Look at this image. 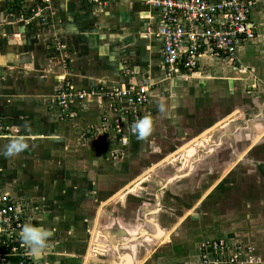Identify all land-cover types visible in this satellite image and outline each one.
Listing matches in <instances>:
<instances>
[{"label":"crops","instance_id":"obj_1","mask_svg":"<svg viewBox=\"0 0 264 264\" xmlns=\"http://www.w3.org/2000/svg\"><path fill=\"white\" fill-rule=\"evenodd\" d=\"M38 1L0 0V124L8 128V137L0 139V190L25 207L27 223L54 232L53 247L40 257L29 252V260L200 264L203 242L230 239L250 249L252 262L245 264H264V0H254L252 10L257 36L234 63L206 58L203 72L170 78L160 68L159 42L147 36L154 19L142 0H100L101 6L49 0L46 23L29 15ZM123 68L131 69L132 82L159 80L149 96L148 137L132 136L122 147L109 132L100 134L99 98L84 101L76 122L59 118L53 100L60 80L111 89L123 83ZM17 135L28 147L5 157L4 146ZM204 146L213 158L207 173L219 162L229 166L208 177L209 189L193 193L190 208L171 213L177 195L201 183L181 180L195 159L205 158L197 151ZM115 151L124 157L113 165ZM185 154L187 175L182 166L175 174H150L160 162L173 164ZM136 157L146 158L144 168L136 167L142 164ZM145 196L155 197L156 205L145 203ZM190 211L197 219L192 228L184 218Z\"/></svg>","mask_w":264,"mask_h":264},{"label":"built area","instance_id":"obj_2","mask_svg":"<svg viewBox=\"0 0 264 264\" xmlns=\"http://www.w3.org/2000/svg\"><path fill=\"white\" fill-rule=\"evenodd\" d=\"M101 6L100 0H83ZM153 14L154 23L147 28V36L159 42L160 68L166 78L173 74L193 75L205 70L206 58L229 63L236 61L239 50L257 36V26L252 18L254 0H142ZM52 10L49 0L35 2L29 12L31 18L47 21ZM130 68H123V77L129 76ZM69 83V82H68ZM67 85L57 90L55 103L60 108V117L76 120L85 98L99 96V92H73ZM122 89L101 94L108 99L101 114L102 135L112 134L117 143L124 147L135 133L132 125L148 116L149 96L154 86L142 77L136 83L123 84ZM0 124V139L8 137V128ZM93 131V132H92ZM109 132V133H108ZM95 133V130H91ZM101 134V132H100ZM29 215L23 205L6 192L0 190V245L8 249L11 256L28 258L19 232L28 222ZM248 251V250H247ZM246 251V252H247ZM1 256V255H0ZM200 264H245L237 254H229L226 242L208 241L200 245ZM0 262L2 259L0 258ZM22 264V263H19Z\"/></svg>","mask_w":264,"mask_h":264},{"label":"rangeland","instance_id":"obj_3","mask_svg":"<svg viewBox=\"0 0 264 264\" xmlns=\"http://www.w3.org/2000/svg\"><path fill=\"white\" fill-rule=\"evenodd\" d=\"M29 12V11H28ZM28 15V14H27ZM29 15H30V12H29ZM24 16V15H23ZM19 18H17V20H18ZM44 23H46V22H44ZM129 76L128 77H125V79H124V81H123V83L122 84H120L118 87H112L111 89H106V87H103L102 85H99V86H97V87H93V88H90V89H82L83 87H79V85L78 84H74V81L73 80H71L70 78H68V77H66V78H63L62 80H60V82H59V84H58V88H57V90L58 89H61L63 86H65V85H67V83L70 85V86H72L73 87V92H77V91H84L85 93H91L93 90H94V92H99L100 93V95L99 96H91V97H87V98H85L84 99V101L85 100H89V99H95L96 101H97V98H99L100 100H102V101H100V103H98V104H102L103 105V108L105 109L106 107H108L107 106V103L109 102L108 101V99L107 98H103L102 96H101V94H106V93H112V92H114L115 90H117V89H122V86H124L123 84H128V83H131L132 82V80H131V69H129ZM145 78H146V80H147V77L145 76ZM141 79V78H140ZM139 81V80H138ZM138 81H136V82H138ZM156 81H159V80H155V79H151L150 80V82H153L154 83V86L152 87V88H154L155 86H156ZM136 82H133V83H136ZM159 86V85H158ZM57 96V94L54 96V100H53V103L54 104H56L55 103V97ZM104 100V101H103ZM84 101L82 102V104L84 103ZM57 105V104H56ZM58 106V105H57ZM59 107V106H58ZM149 112H150V118L152 119V117H153V112L149 109ZM60 113H61V111H60ZM79 117H80V113H79ZM79 117H78V119H79ZM59 118L60 119H67V117H60L59 116ZM69 121H74V120H69ZM77 121V119L75 120V122ZM100 122H101V117H100ZM3 126V125H2ZM4 128V127H3ZM98 128H100V127H98ZM101 134H102V132H101ZM211 136H212V134H210ZM209 135V136H210ZM133 136H136V134H134ZM132 136H130V138H131ZM129 138V140H131ZM134 137H132V139H133ZM202 140V139H201ZM185 141H187V140H185ZM202 142V141H201ZM181 144H184V142L183 143H181ZM150 148H154L153 147V145L152 146H149V149ZM209 147H207V146H204L203 148H197V151L198 150H200L199 152H198V154H200V155H202V156H204L205 155V158L204 159H202L200 162H197V159H195V162H193V164H192V166L191 167H193V169H191V171H190V176H187V178H185V179H183V180H181V182H183V183H186L187 181H189V182H191L192 180H193V178L194 179H196V180H198V178H200V180H201V183L198 185V186H196V187H193L192 189L190 188L189 190L188 189H183V191H181V193H180V195L178 196L176 193V195H177V197H176V199H177V204H178V206L175 208V210H173L171 213H175L176 212V214L177 215H179L180 213H181V206L183 207V210L185 209L186 210V208L188 209V207L190 208L192 205H193V201H194V198L192 199V196H195L193 193L195 192H199V191H206V189L211 185V182H210V184H208L209 183V180H208V177L209 176H211L212 175V178H214L215 176H218L219 174H223L224 173V171L227 169V167L229 166V162L228 161H225V162H219V163H216V165H215V172L214 173H212V172H210V171H208V173H207V164H209V163H211V162H213V158H211L209 155H207L206 153L209 151ZM145 150V149H144ZM146 152H147V150H146ZM191 152V151H190ZM187 154H189V153H187ZM113 156H111L112 157V162L114 163L113 165H115L118 161H120V163L123 161L122 160V158L124 157V154H123V152H121V153H118L117 154V152L115 151V153H113L112 154ZM149 156H151L149 153H147L146 154V158L147 159H150L149 158ZM159 157H162L163 155L161 154V155H158ZM180 157V156H179ZM178 157V159H180ZM200 157V156H199ZM146 158H142V159H140V157L138 158V157H136V162L135 163H142V164H139L138 166L136 165V167H138V168H144L143 167V165L146 163L144 160H146ZM177 159V160H178ZM152 160V159H151ZM174 160V158L170 161L171 163H173V164H170L169 162H167V161H163V162H160V164H158L157 165V168L155 169V170H153L150 174H162V173H160V172H163V173H165V174H175L176 173V171L175 170H177V168L179 167V164H180V162H175V161H173ZM175 162V163H174ZM119 163V162H118ZM155 163H156V160H155ZM244 164H247L246 163V161H244L243 163H241V164H238L237 166H235L234 167V169L231 171V174L234 176L235 174L234 173H236V172H239V170H241L243 167H244ZM190 165H191V161H190ZM156 167V166H155ZM106 169V168H105ZM188 171V168H185V170H184V172H185V174L184 175H187V172ZM104 172H106V170L104 171ZM113 174H116V173H113ZM208 174H210V175H208ZM214 174H216V175H214ZM228 174H230V173H228ZM236 176V175H235ZM211 181H212V179H210ZM177 183V184H182V183ZM142 182H141V180L139 181V182H136L134 185L136 186L137 184H138V187L140 186V184H141ZM209 189V188H208ZM129 190V189H128ZM158 192V191H157ZM139 193H141V192H139ZM160 195L162 194V193H159ZM213 194H216V192H214ZM165 194H162V196H164ZM197 196V195H196ZM163 200H164V197H163ZM143 201L145 202V203H148L149 201H151V207H154L155 205H156V198L155 197H150V196H145V198L143 199ZM164 204H166V202L164 201L163 202V205ZM181 204V205H180ZM179 205H180V207H179ZM150 207V208H151ZM179 209V210H178ZM178 210V211H177ZM170 212H169V214H171ZM195 211H190L189 212V214H186L185 215V217L184 218H189V224H186V222H185V225L186 226H190L191 224L194 226V224H196L197 223V219H194V221L192 220L193 218H194V216H195ZM163 215H166V213L165 212H163V214L161 215V216H163ZM153 216L155 217L156 216V214H153ZM191 222H193V223H191ZM192 225L190 226L191 228H192ZM221 241H223V242H226L227 243V246L229 247V250H233L234 251V253H236V252H238L239 250H241V251H243V256L240 258V260H243V259H246V258H249V259H251V261H252V255H251V253H250V249L249 248H247V247H240V246H236V243H234V241L232 242L230 239L229 240H226V239H220ZM207 242V241H206ZM206 242H203L202 244H204V243H206ZM24 247V252L26 251L28 254H29V251H27L28 249L25 247V246H23ZM243 248V249H242ZM248 250V251H247ZM247 251V252H246ZM0 264H3L2 262H0Z\"/></svg>","mask_w":264,"mask_h":264},{"label":"clouds","instance_id":"obj_4","mask_svg":"<svg viewBox=\"0 0 264 264\" xmlns=\"http://www.w3.org/2000/svg\"><path fill=\"white\" fill-rule=\"evenodd\" d=\"M132 130L138 140H143L151 134L153 121L150 117L145 116L132 125ZM27 147L26 138L23 135H17L12 137L8 144L4 146L2 154L5 157H13L24 151ZM53 235V230L43 225H33L31 223L23 225L19 232L20 240L30 254L35 257H40L53 247L51 239Z\"/></svg>","mask_w":264,"mask_h":264},{"label":"trees","instance_id":"obj_5","mask_svg":"<svg viewBox=\"0 0 264 264\" xmlns=\"http://www.w3.org/2000/svg\"><path fill=\"white\" fill-rule=\"evenodd\" d=\"M12 245L8 249L0 245V258L3 264H33L28 258H19L17 256H11Z\"/></svg>","mask_w":264,"mask_h":264},{"label":"flooded vegetation","instance_id":"obj_6","mask_svg":"<svg viewBox=\"0 0 264 264\" xmlns=\"http://www.w3.org/2000/svg\"><path fill=\"white\" fill-rule=\"evenodd\" d=\"M188 153V152H187ZM190 154H191V152L189 153V154H187V155H189L190 156ZM180 157V159H178V160H176L175 162H180V164H179V167L180 166H182V167H184V168H187V165H188V162H187V158L189 157V156H187L186 157V154L185 155H179Z\"/></svg>","mask_w":264,"mask_h":264},{"label":"bare ground","instance_id":"obj_7","mask_svg":"<svg viewBox=\"0 0 264 264\" xmlns=\"http://www.w3.org/2000/svg\"><path fill=\"white\" fill-rule=\"evenodd\" d=\"M144 180H145V178L143 180H141V182H143ZM137 189H139L138 184L136 186L134 185L132 189L130 188L128 190V192L130 191L129 193H134V191L137 190Z\"/></svg>","mask_w":264,"mask_h":264},{"label":"water","instance_id":"obj_8","mask_svg":"<svg viewBox=\"0 0 264 264\" xmlns=\"http://www.w3.org/2000/svg\"><path fill=\"white\" fill-rule=\"evenodd\" d=\"M130 192V191H129Z\"/></svg>","mask_w":264,"mask_h":264}]
</instances>
